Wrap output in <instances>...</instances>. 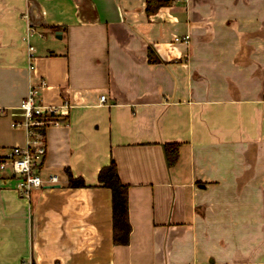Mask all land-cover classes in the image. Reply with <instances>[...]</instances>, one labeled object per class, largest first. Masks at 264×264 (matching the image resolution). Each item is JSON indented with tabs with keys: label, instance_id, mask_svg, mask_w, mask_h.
<instances>
[{
	"label": "crops",
	"instance_id": "obj_1",
	"mask_svg": "<svg viewBox=\"0 0 264 264\" xmlns=\"http://www.w3.org/2000/svg\"><path fill=\"white\" fill-rule=\"evenodd\" d=\"M173 2L0 0V156L27 141L12 123L31 85L70 103L45 130L58 183L28 198L0 169V264H264V0ZM111 160L127 245L97 178Z\"/></svg>",
	"mask_w": 264,
	"mask_h": 264
},
{
	"label": "built area",
	"instance_id": "obj_2",
	"mask_svg": "<svg viewBox=\"0 0 264 264\" xmlns=\"http://www.w3.org/2000/svg\"><path fill=\"white\" fill-rule=\"evenodd\" d=\"M31 32L33 30L29 27V34ZM185 38V42L188 43L190 35L187 34ZM34 51L35 47L29 44L27 54L30 60L34 58ZM46 84L45 80L42 81L40 88L31 85L27 96L21 100L12 126L23 128L27 133V141L23 146L16 145L11 148L0 163V169L11 170L16 179L17 188L28 198L34 188L59 182V176L56 173L49 174L46 179L41 174L47 155L46 135L41 131L46 130L50 125L62 124L66 119L64 116L68 113L70 103L65 101L62 105H45L41 100V89L45 88ZM100 100L105 102L106 96L101 95Z\"/></svg>",
	"mask_w": 264,
	"mask_h": 264
},
{
	"label": "trees",
	"instance_id": "obj_3",
	"mask_svg": "<svg viewBox=\"0 0 264 264\" xmlns=\"http://www.w3.org/2000/svg\"><path fill=\"white\" fill-rule=\"evenodd\" d=\"M148 15H153L158 12L162 7L171 6L173 0H146ZM58 29V28H52ZM150 56L156 52L152 46L148 47ZM46 135L45 130L41 131ZM165 160L169 167L175 166L180 156L181 144L179 142L164 143ZM4 157L0 156V163ZM69 185L73 188H80L88 186L86 180L82 176L75 177L71 170L67 169ZM98 180L101 186L109 188L112 192V211H113V242L116 244L127 245L129 244L130 233L132 227L129 221L128 211V187L118 173V165L114 160L110 164L102 167L98 172Z\"/></svg>",
	"mask_w": 264,
	"mask_h": 264
},
{
	"label": "rangeland",
	"instance_id": "obj_4",
	"mask_svg": "<svg viewBox=\"0 0 264 264\" xmlns=\"http://www.w3.org/2000/svg\"><path fill=\"white\" fill-rule=\"evenodd\" d=\"M188 43H189V42H188ZM188 43H187V44H188Z\"/></svg>",
	"mask_w": 264,
	"mask_h": 264
}]
</instances>
